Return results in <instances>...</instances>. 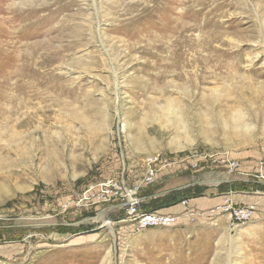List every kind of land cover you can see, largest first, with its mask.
Segmentation results:
<instances>
[{
	"label": "rangeland",
	"instance_id": "obj_1",
	"mask_svg": "<svg viewBox=\"0 0 264 264\" xmlns=\"http://www.w3.org/2000/svg\"><path fill=\"white\" fill-rule=\"evenodd\" d=\"M0 7V45L23 73L0 83V264H264V0ZM221 154L237 171L212 161ZM107 179L142 212L220 202L141 228L120 199L79 204ZM244 195L249 220L209 213Z\"/></svg>",
	"mask_w": 264,
	"mask_h": 264
},
{
	"label": "built area",
	"instance_id": "obj_2",
	"mask_svg": "<svg viewBox=\"0 0 264 264\" xmlns=\"http://www.w3.org/2000/svg\"><path fill=\"white\" fill-rule=\"evenodd\" d=\"M159 156H152L145 162V172L143 177V184L145 186L155 182L158 171L161 169ZM213 162L218 165L229 168L230 171H237L239 162L228 155L221 154L215 157ZM171 164V163H169ZM165 163L163 166H166ZM258 177V175H257ZM259 177L264 179V162L260 164ZM258 177V178H259ZM120 199L125 206L127 218L135 222L137 227L146 228L151 226H168L174 224L177 219L176 214L160 213L156 211L142 212L139 210L141 199L136 195L135 190L127 187L122 180L107 179L95 184L89 185L82 197H80L79 204L84 206V209H98L103 205L113 206L115 202ZM254 204H244L235 206L226 201L220 206H216L209 210L210 214L224 213L228 216L231 224H239L249 220L254 212Z\"/></svg>",
	"mask_w": 264,
	"mask_h": 264
},
{
	"label": "crops",
	"instance_id": "obj_3",
	"mask_svg": "<svg viewBox=\"0 0 264 264\" xmlns=\"http://www.w3.org/2000/svg\"><path fill=\"white\" fill-rule=\"evenodd\" d=\"M181 167H182V164L181 165H176L174 166V168H170L172 169L171 171H175L176 169H178L177 171H181ZM169 169V170H170ZM239 197V196H238ZM234 197L233 199L235 201H238V203H250V201L252 200L251 199V196L250 195H244L243 197ZM208 199V198H207ZM206 198H199V200L197 199H191L189 201H185V203H177L173 206H170V207H167V208H163L161 209L160 213H170V214H180L182 213L183 211L185 210H194L196 211L198 208H206V207H211L212 205H215L216 203L220 202V199L219 198H215V199H208L207 200Z\"/></svg>",
	"mask_w": 264,
	"mask_h": 264
},
{
	"label": "bare ground",
	"instance_id": "obj_4",
	"mask_svg": "<svg viewBox=\"0 0 264 264\" xmlns=\"http://www.w3.org/2000/svg\"><path fill=\"white\" fill-rule=\"evenodd\" d=\"M2 22H4V21H2ZM0 42H1V38H0ZM12 43H13V41H12ZM13 49H14V46H3L2 44L0 45V83L1 84H3L2 82L5 79L9 78L10 76L12 77V75L18 76V74H20V75L23 74L22 72H20L21 70L18 71V62L16 63L17 56H16V58H14L15 52ZM30 58H32V55H30ZM14 59H15V62H13ZM23 70H27V69L23 68Z\"/></svg>",
	"mask_w": 264,
	"mask_h": 264
},
{
	"label": "trees",
	"instance_id": "obj_5",
	"mask_svg": "<svg viewBox=\"0 0 264 264\" xmlns=\"http://www.w3.org/2000/svg\"><path fill=\"white\" fill-rule=\"evenodd\" d=\"M237 183V182H236Z\"/></svg>",
	"mask_w": 264,
	"mask_h": 264
}]
</instances>
